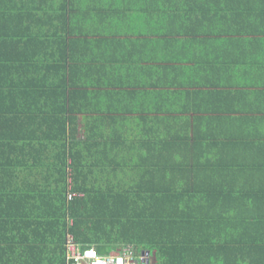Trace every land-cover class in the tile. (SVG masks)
<instances>
[{
    "label": "crops",
    "instance_id": "crops-1",
    "mask_svg": "<svg viewBox=\"0 0 264 264\" xmlns=\"http://www.w3.org/2000/svg\"><path fill=\"white\" fill-rule=\"evenodd\" d=\"M50 4L5 0L0 25L24 200L56 212L66 154L77 201L181 213L143 263L264 264V0Z\"/></svg>",
    "mask_w": 264,
    "mask_h": 264
},
{
    "label": "trees",
    "instance_id": "trees-1",
    "mask_svg": "<svg viewBox=\"0 0 264 264\" xmlns=\"http://www.w3.org/2000/svg\"><path fill=\"white\" fill-rule=\"evenodd\" d=\"M52 1L45 0L48 8H53L50 4ZM55 10L60 11L56 7ZM12 12L6 13L5 0H0V25H3L2 20L7 14L8 18L12 16ZM0 82L7 84L2 77ZM9 108L8 102L0 101V264H67L69 235L75 236L83 248L95 246L101 255L113 250L124 251L125 246L131 245L129 249H132L137 264H145L138 256L149 244L157 243L161 247L167 245V232L170 229L167 212L170 211L168 219L173 223L176 218L181 220L183 217L180 212L175 215L171 214L173 211L170 209L165 210L166 203L149 200H126L123 203L109 197L98 202L92 201L93 198L77 201L80 198L77 197L69 203V170L73 172L75 191L80 193L85 189H78L75 162L73 159L68 160L66 154L62 156L63 189L56 212H47L45 203L40 200L30 206L24 200L25 192L21 184L22 136L13 134L12 126L17 128L18 125L8 118L11 112ZM173 204L178 207L182 205ZM123 205L130 206L133 215L122 214ZM154 229L159 230L154 233ZM181 249L179 246L169 253L173 259L171 261L170 255L163 257V247V254L161 252L162 256L159 255L161 264H180L176 253Z\"/></svg>",
    "mask_w": 264,
    "mask_h": 264
},
{
    "label": "built area",
    "instance_id": "built-area-1",
    "mask_svg": "<svg viewBox=\"0 0 264 264\" xmlns=\"http://www.w3.org/2000/svg\"><path fill=\"white\" fill-rule=\"evenodd\" d=\"M73 172L69 170L68 201L72 203L77 197L83 196L75 191ZM67 264H134L135 256L132 249L126 248L121 253L101 255L94 247L83 248L75 239L69 235L67 242ZM145 256H141L143 260Z\"/></svg>",
    "mask_w": 264,
    "mask_h": 264
}]
</instances>
